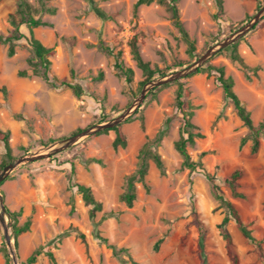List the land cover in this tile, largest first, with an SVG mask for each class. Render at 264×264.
<instances>
[{
  "label": "rangeland",
  "instance_id": "rangeland-1",
  "mask_svg": "<svg viewBox=\"0 0 264 264\" xmlns=\"http://www.w3.org/2000/svg\"><path fill=\"white\" fill-rule=\"evenodd\" d=\"M29 1L37 8L44 2L57 8L55 14H40L51 25L36 28L35 35L54 48L52 74L66 77L81 94L66 85L53 87L34 74L29 63L33 51L26 39L18 42L13 56L8 55V44H0V86L8 88L7 96L0 91V127L10 131L14 160L44 151L78 129L107 122L136 101L146 76L130 52L133 36L138 37L141 54L153 69L169 74L196 60L167 3ZM223 1V9L216 0L177 1L180 21L199 57L264 5V0ZM16 4L17 0H0V32L5 35L12 29L8 17ZM259 23L237 41V52L249 69L232 59L234 48L229 46L206 63L223 66L226 76L233 78L234 89L255 125L264 121V18ZM22 31L27 33L25 27ZM101 40L122 52L121 61L134 70L131 82L115 67V56L100 49ZM179 62L185 67H177ZM22 71L27 74L21 75ZM217 76L215 70H204L156 87L153 94L155 88L151 90L143 109L121 124L127 140L124 147H114V129L103 130L81 138L52 160L24 163L12 171L0 192L8 209L21 210L18 225L30 221L16 247L14 221L7 216L19 264L36 250L42 253L34 264H53L47 251H53L57 264H232L219 229L228 211L207 173L235 204L253 235L264 241V130L258 152L252 153L250 131ZM179 82L184 87L182 109L177 105ZM183 111L191 113L194 131L204 135L188 146L192 159L202 164L195 171L183 166L175 148L184 125ZM146 149L161 156L164 172L147 156L145 182H135L137 197L130 207L122 196L129 191V178L140 168ZM5 152L0 142V172ZM236 169L244 172L239 188L244 197H234L223 183ZM77 183L91 187L103 204L94 219L92 206L84 202ZM227 227L239 264H264L256 244L242 235L233 218ZM95 229L108 238L107 243L94 236ZM109 244L126 251L116 255ZM0 264H14L1 223Z\"/></svg>",
  "mask_w": 264,
  "mask_h": 264
},
{
  "label": "trees",
  "instance_id": "trees-1",
  "mask_svg": "<svg viewBox=\"0 0 264 264\" xmlns=\"http://www.w3.org/2000/svg\"><path fill=\"white\" fill-rule=\"evenodd\" d=\"M160 2V3H167L169 10L172 12L173 18L175 19L176 24L181 29L182 33L184 34V37L186 41L189 44L188 52L191 57L197 59L199 55L196 52V45L193 40H191L187 34V32L184 30L182 23L180 21V12L179 8L177 6L178 0H138L137 6L143 5V4H151L153 2ZM218 6L220 9H223V0H216ZM57 11V8L54 6H47L46 3H42V6L40 8L35 7L29 0H17L16 9L14 12H12L9 17L8 21L12 27L11 30L8 31V33L5 35L0 32V44H8V55L13 56L16 53V47L20 40L26 39L28 44L30 45L32 51H33V57L29 59V63L33 66V73L39 76H42L44 80L52 85L53 87H59V86H69L71 87L74 92L78 95L81 94V90L78 86L71 84L66 77L59 79V77L55 76L51 72V57L54 54V48L46 46L39 38L35 35V29L44 26V25H51L48 21L43 20L42 16L40 15L43 12L55 14ZM260 26V23L255 25L254 29L258 28ZM22 27H25L27 29V33L22 31ZM74 40V38H72ZM130 45V52L132 54L133 59L136 61L138 67L143 71V74L146 76L145 80H143L140 84V90L142 89L143 85L147 83L148 81L155 78V75H159L161 77L166 76L168 72L166 70H157L153 69L151 67L150 62L145 61L139 47L138 43V37L133 36L132 39L129 41ZM237 45L238 42L232 44L229 47H233L234 51L232 53V59L235 61H239L245 68L249 69L250 67L245 63L243 57L237 52ZM100 49L106 51L107 53L115 56L116 62L115 67L118 69V71L125 76L127 81L131 82L133 80L134 70L131 67H127L124 65V63L121 61V51H116L115 48L108 45L103 40L99 43ZM227 47V48H229ZM177 67H185V65L182 62H179ZM204 70H215L218 74L217 80L223 87V91L225 93V96L230 99L234 107L237 111V114L243 124L248 127L250 131V137L252 139V145H251V152L257 153L260 148L261 143V135L264 130V121L260 123L259 125H255L254 121L251 116V112L246 108V106L243 104L242 100L240 99L239 95L234 89L235 82L232 77L226 76L225 68L223 66H213L210 64H205L201 68L197 70V72H202ZM196 72V73H197ZM26 71H22L21 75H26ZM103 76V73H100V77ZM180 86L178 89L177 94V105L179 108L182 109L184 105L183 96H184V87L181 82H179ZM0 91L4 94V96L8 95V88L6 85L0 86ZM157 91V88H155L153 91L150 92V94L155 93ZM143 109V105L140 106L135 113L141 111ZM183 118H184V125L181 129V134L179 139L175 142V148L179 152V154L183 158V166L191 169L192 171L197 170V168L202 167L201 162H197L192 159L189 151L188 146L195 143L196 138H201L204 135L199 131H194L196 129L195 124L191 121V113L188 111H183ZM143 121V117L141 118ZM114 129L116 131V137L114 140V147L119 146H126L127 140L126 136L122 131L121 124L117 127L106 129L105 132ZM83 129H78L73 134L82 131ZM11 134L10 131H5L0 127V142L3 143L5 146V157L1 164V169H3L7 164L12 162L15 157L12 153V147H11ZM247 142V138H243L241 141V144L244 145ZM25 152H29V149H25ZM145 156L144 160L140 166V168L137 170L135 174L130 176L129 178V191L125 192L122 196V199L127 203L128 206L132 207L133 203L137 197L136 194V187L135 182L136 181H142L145 182V178L148 172V163H147V156H151V158L154 159L156 165L161 170V172H164V164L161 156L156 153L152 152L150 149L144 150ZM54 159L53 156L49 157V160ZM244 172L242 169H236L229 175H226L223 178V183L230 189L231 194L234 197H244V194L239 190L241 184L240 179L243 177ZM206 177L213 183V189L216 194V196L223 201L227 208V215L223 218L222 222L220 223L219 229L220 233L225 240L226 243V250L227 255L231 261L232 264H239V254L236 249L234 238L229 231L227 224L229 223L230 219L233 218L236 221V224L241 231L242 235L247 238L248 240L252 241L257 246V251L261 257V259L264 262V246H263V239H257L253 233L252 230L249 228V225L245 223L235 206V204L226 198L224 192L220 190V186L215 182V178L212 174L207 173ZM77 187V190L82 195V198L84 202L87 205L92 206L90 209V217L94 219L97 215V212L102 211L103 204L101 201L96 199L91 187L77 183L75 184ZM147 190H149L148 184H145ZM7 214L8 216L14 221L13 223V238L15 239V246H18V237L21 233L27 231L30 227V221L28 220L23 225H18L17 220L18 216L21 214L20 211H11L7 208ZM106 216L103 217L105 219ZM97 225V224H96ZM83 239H85V234H80ZM94 236L104 242H108V238L101 235L100 231L95 229L94 230ZM160 241L156 243V248H158ZM109 246L113 249L114 254L118 255L121 251H126V249L121 248L118 250L116 246L113 244H109ZM42 253L41 250H36L34 253H32L25 261H22L20 264H34L37 262V259L39 255ZM47 255L53 262V264L56 263V258L53 253V251H47ZM135 264H141L139 262H135Z\"/></svg>",
  "mask_w": 264,
  "mask_h": 264
},
{
  "label": "water",
  "instance_id": "water-1",
  "mask_svg": "<svg viewBox=\"0 0 264 264\" xmlns=\"http://www.w3.org/2000/svg\"><path fill=\"white\" fill-rule=\"evenodd\" d=\"M264 18V5L252 16V18L244 24L237 31L233 32L231 35L221 40L217 44L211 46L205 53H203L200 57H198L192 64L189 66L182 68L180 70L174 71L172 73L167 74L163 77L153 78L144 84L140 96L136 99V101L122 114L117 117L103 123L96 124L92 127L83 129L80 132L72 134L59 142L49 146L44 151H39L36 153H28L23 155L16 160L7 164L3 170L0 172V186L7 179L12 171H14L18 166L28 163L34 162L43 158H47L53 155H56L71 146L75 145L81 138L88 137L94 133L101 132L106 129H111L117 127L118 125L125 122L130 116H132L136 110L142 106L144 103L147 94L156 87L161 85L183 79L192 73L197 72L199 68L204 66L210 58H212L217 52L223 50L224 48L232 45L233 43L239 41L242 37L248 34L251 30L254 29L255 25H257ZM7 206L5 203V199L3 194L0 192V223L3 226L4 236L6 239L7 246L10 250V254L14 260V264H19L17 260V254L15 252L13 246V239L10 232L11 225L7 221Z\"/></svg>",
  "mask_w": 264,
  "mask_h": 264
}]
</instances>
